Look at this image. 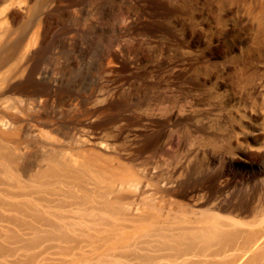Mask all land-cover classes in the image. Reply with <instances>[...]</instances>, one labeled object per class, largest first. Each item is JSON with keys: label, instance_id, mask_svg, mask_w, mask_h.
<instances>
[{"label": "bare ground", "instance_id": "6f19581e", "mask_svg": "<svg viewBox=\"0 0 264 264\" xmlns=\"http://www.w3.org/2000/svg\"><path fill=\"white\" fill-rule=\"evenodd\" d=\"M47 1L49 0H0V208L5 210L4 212L0 209L3 211L0 212V222L7 225L11 224L17 231L26 230L29 234L31 233V236L33 235L24 239L22 234L12 233L9 226L6 227L5 225L6 228L3 230L2 225H0V264H38L40 261L43 262L42 260L47 259L45 256L50 253L48 252L50 248L52 250L50 244L47 243L48 245L45 246L43 243H53L52 240H56L57 243L58 241L64 243V246L68 243L71 244L67 247L62 246L63 248L59 246L60 249L66 250V253H63L64 251L61 249L66 256L69 254L74 257L75 251L79 252L78 259L65 256L73 261H67V264L69 262L70 264H77V261H84L85 264H264V186L262 185V188L257 190L247 189L260 181L261 176L264 178V171L249 176L241 175L236 183L241 185L242 190L245 189L250 192H243L236 196L238 194H233L232 190L230 191L233 182L227 178L228 175L223 170L224 167L219 166L223 163L226 155L231 154L232 144L240 145L242 143H240V137L245 132V127L243 128L241 118L244 113H247L245 111L248 110L253 114L257 112L264 117V78L258 77L260 79L257 78V81H254L255 78L251 79L247 75V77L245 76L243 72L246 69L240 68L242 74L239 72V77L242 76L240 79L245 77L246 82L239 81L240 90L242 88L244 91V88L247 87L244 91L245 98L244 101L242 99V106L238 105V108L241 106V110L236 109L235 106H232L235 111L231 110L230 106L228 108L230 110H227V108H223L218 96L212 98L207 96L206 91L208 90L205 87V90L202 89L203 86L201 88L200 78L195 73L191 78L193 82L184 85V95L193 93L189 102L191 103L190 106L183 102L188 108L181 110L179 104V106L176 104L178 109L173 108L172 105L174 104L172 103L171 105L168 104L172 107L171 110L169 106H164L166 104L162 103L164 105H161L160 101L164 97L161 99L160 95L154 94V92L153 94H145V91L141 105L136 102L138 103L137 106L132 104L133 106L129 105L122 109L119 106L121 111H118L117 116H114V118L116 117L115 122L129 121L131 114L145 118L137 120H143V125L146 124V127L144 126L143 129L137 127L138 129L133 131L129 129L132 132L129 135L132 136L131 139L133 140L132 142L131 139L129 140L130 144L125 142L128 148L116 145L117 143H105L104 140L98 142V140L85 137L80 139L77 147L67 148L64 146L66 144L63 145V142L58 141L59 139L56 138V140L48 136L49 133L46 136L42 130L43 126L39 129L32 125L35 135L43 139L41 142L35 140L36 149L40 153L35 159L36 168L34 172L26 174L25 177L20 173L12 172L18 167L17 161L28 142L18 135V130L25 118L19 111L13 110L14 107L12 109L8 95L15 93V84L24 80L21 79L27 74L29 65L33 63H30V59L40 42L41 30L39 29L41 26L39 24L45 21L43 16L44 14L46 16V12L52 6L48 4L47 7L45 5L48 3ZM236 1L243 5L244 9L241 7L244 10H242L243 15L245 12V16L250 20L251 24H249L252 26V36L250 42L248 41L250 46L246 47L244 54L256 62L260 61L264 64V0ZM54 2L51 1L52 4ZM223 9L221 8V10ZM225 14L227 15V13ZM221 17L218 19L219 21ZM224 18L223 21H226ZM243 20L245 19L243 18ZM219 21L218 24H220ZM227 22H223V25ZM192 28L196 29L197 27H191L188 23L183 22L173 26V28L171 27V29L168 27L158 29V32L170 33L166 38V41L170 42V45L167 43L169 47L174 46L180 53L183 52L181 55H184L182 56L184 59L180 65L182 63L184 66L182 72L185 71L189 75L192 74L193 65H198L196 59L191 57L194 54L189 55L191 54L189 49L195 48H191L192 43H194L192 36L187 37L188 34L192 33ZM204 35L201 36L204 37ZM163 43L165 42L163 41ZM235 57L233 56L237 60L238 58ZM149 61L151 60L149 59ZM238 62L236 61V63ZM239 66L242 65L239 64ZM251 66L254 68L255 65ZM256 66L259 67V65ZM175 68L178 67L175 66ZM244 68L248 69L246 66ZM250 71L248 69V72ZM39 72L41 74V71ZM175 72L174 70L172 73ZM256 75L259 76L257 73ZM178 79L180 78L171 76L166 80H171L178 87H182V80L176 82ZM241 83H243L242 87ZM165 89L171 92L168 88ZM180 91L181 89L178 90V92ZM157 93L159 94V91ZM240 93L243 92L240 91ZM184 95L182 96L184 97ZM239 97L241 100V95ZM165 98L168 99L167 96ZM139 107H145L144 114L140 113ZM165 107L171 111L167 112ZM147 111L151 112L152 115L150 113L145 115L148 113ZM96 116L94 117L96 118ZM246 119L248 120V118ZM215 122V125L220 123V125L225 126L226 134L225 131H222L221 127L223 126H218L219 129L214 127L215 125L213 126ZM106 123L108 124V122ZM113 125L115 126V124ZM117 125L120 128L119 124ZM117 125L110 129L116 128L115 133L117 134L109 133L110 135H106L107 137H111V135L115 137L120 134V131H117ZM107 127L105 128L107 129ZM220 129L224 132L220 134L226 135V137H221L223 140L219 139L223 142V147L218 145L219 142L217 143L218 130ZM235 129L238 131L236 132ZM108 130L107 132H109ZM259 131L261 132V130ZM146 132L149 134L146 135ZM262 133H264V128ZM106 136L103 135V137ZM96 137L94 136V138ZM141 137H144L142 141H140ZM126 141L128 140L126 139ZM175 141H179L181 146L185 148L180 155L176 149H172V144ZM125 143L122 144L125 145ZM260 146L262 148L258 146L259 149L264 150V142ZM217 151L222 152L221 156L219 154L217 157ZM205 156L209 158L206 159ZM205 160L207 161L206 164ZM209 160L215 161L218 166H210ZM17 217H32L34 225L31 224L32 222L29 223L31 220L26 222L27 220L22 218L21 220ZM40 233L41 235H39ZM42 244L43 246H41ZM38 247L41 249L37 250ZM87 247L89 248L87 251L90 252L84 250ZM29 250L31 252L27 253ZM21 256L24 258L21 259ZM62 256L65 259L64 255ZM74 260H77L76 263ZM62 261L63 264H66L65 260Z\"/></svg>", "mask_w": 264, "mask_h": 264}, {"label": "rangeland", "instance_id": "374dc122", "mask_svg": "<svg viewBox=\"0 0 264 264\" xmlns=\"http://www.w3.org/2000/svg\"><path fill=\"white\" fill-rule=\"evenodd\" d=\"M51 1L52 3L55 1L54 4H52ZM51 1L49 0L47 1L48 3L45 4L47 5V7H48V4L52 5L51 8L48 10V12H46V16L45 14L43 16V19L45 21L41 22L42 25L39 24L41 26L39 29L41 30L40 31V42L35 48L34 53L30 59V63L32 62L33 63L29 65V68H28L29 70H27L28 72H26L27 74H25L26 77L24 76V78L21 79V80L23 79L24 80L20 81L21 83L18 81L15 84L16 94L13 92L12 94L8 95L10 97L8 99L10 100L9 103H12L10 104L12 109L14 107L13 110H17V112L19 111L20 113H22V115L25 118L24 119L25 121L23 120L24 123L23 122L21 123L22 125L20 129L21 128L22 129L18 130V133H19L18 135L22 139H26V142L28 143H26V148L22 151L20 158L17 161L18 167L12 170V172L14 171L13 173H20L24 175L23 177L34 172L36 168L35 159L38 158L39 156L38 154L40 153L38 149H36L35 140L38 142L43 141L42 137H37L35 135L36 133H34L35 131L33 130L34 127L40 129L43 126L42 130L46 133L45 134L46 136L49 133L50 135L48 134V136L52 137L53 139H56V138L59 139L58 141H60L61 143L63 142V145L66 144L64 146H66L67 148H71V147L74 148V146L77 147L78 146L77 144L80 143L81 141L80 139H82L83 137L92 138V139H95L96 141L98 140V142L104 140L103 142L105 143H117L116 145H119L121 147L123 146V148H128L127 147L128 145L126 143L130 144L133 140L131 139L132 136L129 135V133L132 134V132H130L129 129H132L131 131H133L135 129H138L139 127H142L139 129H143L144 126L146 127V124L143 125L144 121L143 120L140 121L144 117L143 116L138 117L137 114H134L136 118L135 119L133 118L134 116H132L133 114H131L130 116L132 119L128 116L130 120L121 121L123 123L122 124L120 123V121L115 122L114 119L116 117L114 118V116H117V114L119 113L118 111H121L122 108H126L129 105L134 104V106H137L138 103L139 105H141L142 100L144 98L143 96L146 93L153 94L154 92V94L160 95L161 99L164 97L163 100L160 99L161 101H163V102L160 101L161 105L166 104L164 106L168 107L169 106L168 104L171 105L173 103L176 106L175 107L174 105H172L173 108L178 109L179 107H181L179 108L181 110L184 108H188L187 106L188 105L190 106L191 104L189 102L191 100V97H192L191 95L193 93L191 92L189 94L187 93L184 95L183 93L184 85L185 84L188 85L189 83L193 82L191 78L196 73L197 76H199L200 78L199 83L201 84V88L203 86L202 89H204L205 87V89L208 90L206 91L207 96H210L211 98L218 96L220 98V101L222 102L223 108H227V110H230L228 109L230 107H231V110H233L234 107L232 106H235L236 109L241 110V106L243 103L242 99L244 101V98H245L244 91H246L247 87L245 88L243 87L244 88V91H243L242 88L240 90V86L238 84H239V81L245 82L244 74L245 76L247 75L248 78L249 77L251 79L255 78L254 81H257L256 79L258 77L264 78L263 76L264 74L262 75V73L264 72L263 62H260V61H259L260 63L258 61L256 62L253 58H249L244 54V50L246 49V47L250 46V43L248 44V41L250 42V39L252 36V26L250 25L251 24L250 20L247 18V16H245V12L243 15V11H244L243 10L244 8L242 7L243 5H241V3L236 0H51ZM228 3L230 5H227ZM227 6H229L230 8L229 7L227 8ZM221 8L222 9L225 8L223 10L227 9L228 11L226 10L225 12H223ZM235 11H236V14L238 15L235 14ZM238 11L239 12L241 11V12L239 13ZM225 13H227V15ZM220 17H221V20L219 21L218 19H220ZM223 18L226 19V21L225 20L223 21ZM243 18L245 20H243ZM218 21L220 22V24L217 23ZM183 22L185 24L188 23L189 25H191V27H194V28L197 27L200 30H202V31H199L197 28L196 29L192 28L193 29L192 33L187 35V37L192 36L193 38V39L191 38L193 40L192 42H194L192 43L191 48L195 47L194 49H191V50L189 49L191 53L189 55L191 56L192 54H194L191 57L195 58L197 61L196 63H198V65L197 64L193 65V68L191 69L192 74L190 75L189 73H187L188 74L187 75L185 71L182 72L184 66H182V63L180 65V62H182V60L184 59V57H182L184 55L183 54L181 55V53L183 52L180 53L179 50L175 49L176 47L174 46L169 47L167 45V43L169 44L170 42L166 41V38H168V35L170 33L167 32V34H164V33H161L162 31L158 32V29H161L163 27H168L169 29H171V27L173 28V26L182 24ZM223 22L224 23L227 22V24L223 25ZM250 26H251V29H250ZM208 29L210 30V32ZM203 30H205L206 32L208 31L209 33L208 32L206 33ZM210 33L213 35H211ZM201 35H204V37H202ZM103 39H106V40H103ZM163 41L165 43H163ZM114 49H118V50H114ZM192 50L195 51L196 53L193 52ZM242 50L243 52H241ZM240 53L241 55L242 54L244 55L241 56ZM233 56L234 57L236 56L239 60L234 59ZM109 57L110 59L108 60ZM229 57H231L232 60L229 59ZM36 59L40 61H37ZM149 59L152 62L149 61ZM175 59L178 61H176ZM252 59L255 61L256 64L254 63ZM107 60H108V63H107ZM198 60H201V61H198ZM242 60H243V63H241ZM231 61H234L235 63L236 61L237 62L239 61V62L235 64L234 62H231ZM226 63H228V65H226ZM229 63H232L233 65ZM239 64L242 65L243 67L239 66ZM253 64L255 65L254 68L253 66H251ZM256 65H259V67ZM175 66H177L178 68H175ZM245 66L248 67V69H250L251 71L248 72V69L244 68ZM180 67L181 68L183 67V68L181 69ZM240 68H242V70L244 69L247 70L243 72L244 79L242 80L240 79V77L242 78V76L239 77L240 73L242 72ZM174 70L176 72L172 73ZM180 70H181V73H180ZM253 70H255L256 72L255 71L252 72ZM261 70L263 71L262 73H261ZM39 71H41L42 75L40 74ZM170 71L172 75L170 74ZM251 72L254 74H252ZM247 73H251L252 75L247 74ZM256 73L259 74V76L256 75ZM43 74L45 75L47 74V75L45 76ZM168 74L170 75L168 76ZM171 76L180 78L176 80V82L182 80L183 89L182 87H178L175 82L173 83V81L171 80H166L168 79V77H171ZM186 76H188L189 78L188 77L186 78ZM162 78H164V80H161ZM184 79L186 80L183 82ZM169 81L171 84L169 83ZM166 83L168 84L169 87L167 86ZM144 84H145V87L147 86L146 87L147 91L144 87ZM241 84L240 85L242 87L243 83ZM164 86H167L165 88H168L171 92L166 90ZM170 88L172 90L173 89H176V90L172 91ZM177 88L181 89V91L178 92L179 89ZM162 89L165 90V91L163 90V92H165L163 94L164 96L162 95L163 92H161ZM157 90L159 91V94L157 93L158 92ZM17 91H21V92L23 91L24 93L23 92L18 93ZM35 91H36L37 96L35 94ZM144 91H145V94H144ZM240 91L243 93H240ZM127 94L129 97L127 96ZM182 95H184L185 98ZM240 95H241V100L239 97ZM166 96L168 97V99L165 98ZM135 97L137 100L135 99ZM134 101L135 103L136 102L138 103L135 104ZM226 101L228 102L226 103ZM183 102L187 104L186 107ZM176 104L177 105L179 104L180 106L178 105L179 107H177ZM238 105H241L239 107L240 109L238 108ZM119 106H121L120 107L121 109L119 108ZM169 107L170 109L172 108L171 106ZM144 108L145 107H142V108L139 107L140 113L142 114L145 113L146 109ZM142 109L144 110L142 111ZM170 109L167 108V112H170L172 110ZM245 112L247 113H244V114L242 113L243 117L241 118L243 128L245 127V132L242 133V136L240 135L241 136L240 143L241 142L242 143L240 145L233 143L234 145L232 144L231 154L228 155L229 157L226 155L223 163L219 165V166L224 167L223 170H225V173L228 175L227 178L231 182H233V186H232L233 188L231 187L230 191L232 190L231 192L233 194L234 193L238 194V195L235 194L236 196L241 195L243 192L244 193L250 192V191L245 190L244 186H243L244 190H242L241 185L240 184L238 185L237 184L238 182L236 183V181L239 180V177L241 175L245 174L249 176V175H253L254 173H261L262 171H264V150L259 149V147L262 148V146L260 145H262V142H264V139H263L264 133H262L263 128H264L263 127L264 117L263 115L257 112H255L256 114H253V112H250L248 110ZM149 113L150 115H152L151 112H148L145 115H148ZM94 116H96V118ZM243 118L244 119L248 118V120L247 119L244 120ZM137 119H140V120H137ZM237 120H239V118ZM106 122H108L109 125ZM113 124H115V126ZM117 124H119L120 128H118ZM121 124L122 126H124L123 128ZM215 124L216 122L213 124V126ZM32 125H34L33 128H32ZM116 125H117V131L119 130L120 134H118L115 137L111 135V137L108 136L109 137L108 138L106 135H108L109 133L117 134L115 133L116 128L114 129L115 131L110 130L116 127ZM107 126L110 127L109 130ZM218 126L221 127L223 125H220V123H218L214 127L219 129ZM105 127H107V129ZM224 127L225 126L221 128H222V131H225V134H226L227 129ZM102 128H105L103 130H105L106 132H104ZM107 130L109 132H107ZM259 130H261V132ZM218 131H219V135H217L218 136L217 143L219 142L218 145L219 146L221 145L223 147L224 144H222L223 142L220 141L219 139L222 136L226 137V135L220 134V133H224L221 131V129ZM237 131L238 129L236 130V132ZM145 134L148 135L149 132H146ZM103 135L106 136L107 139L109 140H107L106 137H103ZM94 136L95 137L97 136L96 137L97 139L94 138ZM112 137L113 139L115 138L114 141H112L113 139L111 140ZM127 137L128 138L130 137V138L128 139ZM144 137H141L140 141H142ZM125 138L128 141H126ZM243 142H244V145H243ZM122 143L123 144L125 143V145H123ZM67 144L70 147H68ZM241 145L244 148L240 147ZM172 149L174 150L176 149V151L179 152V155L182 154L185 150V148L181 146L179 141L173 142ZM174 150L172 151L174 152ZM221 153H222L221 151L216 153L218 154L217 157H219V154L221 156ZM205 157H207L206 159L209 158L208 156H205ZM225 160H226V163H225ZM206 163L207 161L205 160V164ZM215 163H216L215 161L211 162V160H209L208 164L210 166H215V165L218 166L217 163L216 164ZM205 164L203 163V165ZM261 178H259L261 180L255 183L254 186L252 187L250 186L247 189L257 190V189H260L262 185L264 186V178L262 176ZM261 181L263 182L261 183ZM0 209L5 212L4 209L2 208ZM1 210L0 212L2 213L3 211ZM17 218L18 219L22 218L23 220H27L26 222H28V220H31L29 221V223L32 222L31 224L34 225V221L32 217H17ZM0 225H2L3 230L9 226L12 233L18 232L19 235L22 234L24 239L30 238L33 236V235L31 236V233L29 234L28 231L26 230L17 231V229L11 224L7 225L6 223L0 222ZM25 232H27L28 234ZM39 235H41V233ZM52 241L53 243H49V242L43 243L45 246L47 243L50 244L49 246H52V250L50 248V251H48L50 252L49 253L50 255L46 254L47 256H45V258H47L48 260L47 259L42 260L43 262L40 261L41 263L39 262L38 264H44V263L53 264L54 262L55 264L56 263L63 264L62 260H65L67 264V261H70L73 256L69 254L66 256V254H63V253H66L65 252L66 250L62 249L63 248L62 246H64V243H60L59 241L57 243L56 240H52ZM43 244L41 246H43ZM70 245L71 244L68 243V245H65L64 247H67ZM59 246L62 247L61 249L64 252L60 249ZM35 249H32V251H35ZM40 249L41 248L38 247L37 250H40ZM84 250L87 251L89 250V248L87 247ZM29 252H31V250L27 251V253ZM75 252L77 255L73 254L75 255L73 258L78 259L77 257H78L79 252L78 251H75ZM87 252H90V251H87ZM59 253L64 255L65 259H63L62 258L63 256ZM65 256L70 257L71 259L66 258ZM20 258L23 259L24 257L21 256ZM75 261L77 260H74V262ZM83 263L84 261L82 262L77 261V264H83ZM68 264H70V262Z\"/></svg>", "mask_w": 264, "mask_h": 264}]
</instances>
